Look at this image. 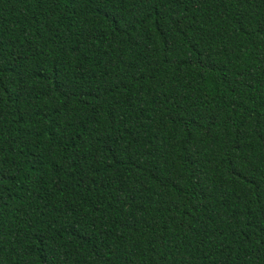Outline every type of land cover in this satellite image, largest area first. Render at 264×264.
I'll return each mask as SVG.
<instances>
[{
    "label": "trees",
    "instance_id": "1",
    "mask_svg": "<svg viewBox=\"0 0 264 264\" xmlns=\"http://www.w3.org/2000/svg\"><path fill=\"white\" fill-rule=\"evenodd\" d=\"M0 264H264V0H0Z\"/></svg>",
    "mask_w": 264,
    "mask_h": 264
}]
</instances>
